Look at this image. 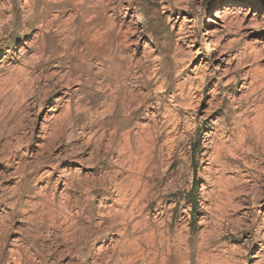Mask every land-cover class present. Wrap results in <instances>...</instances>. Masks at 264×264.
Listing matches in <instances>:
<instances>
[{
  "label": "rangeland",
  "instance_id": "1",
  "mask_svg": "<svg viewBox=\"0 0 264 264\" xmlns=\"http://www.w3.org/2000/svg\"><path fill=\"white\" fill-rule=\"evenodd\" d=\"M0 264H264V0H0Z\"/></svg>",
  "mask_w": 264,
  "mask_h": 264
},
{
  "label": "bare ground",
  "instance_id": "2",
  "mask_svg": "<svg viewBox=\"0 0 264 264\" xmlns=\"http://www.w3.org/2000/svg\"><path fill=\"white\" fill-rule=\"evenodd\" d=\"M231 4H232V2H229V5H231ZM224 9H225V5L224 6L223 5H219V7L217 8V10L215 12L216 16L220 17L222 15V13L224 12ZM209 19H211V18L209 17ZM47 120H48V115H45L44 120H43V122L41 124L42 127L46 125V121Z\"/></svg>",
  "mask_w": 264,
  "mask_h": 264
}]
</instances>
